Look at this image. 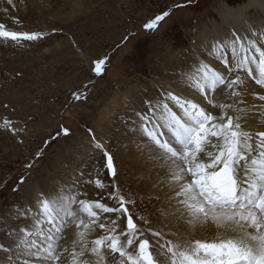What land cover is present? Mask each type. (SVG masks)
Returning a JSON list of instances; mask_svg holds the SVG:
<instances>
[{
  "label": "snow or ice",
  "instance_id": "6c2138e0",
  "mask_svg": "<svg viewBox=\"0 0 264 264\" xmlns=\"http://www.w3.org/2000/svg\"><path fill=\"white\" fill-rule=\"evenodd\" d=\"M170 15L166 9L143 27L154 32ZM0 37L14 44L47 38L40 31ZM107 63L106 56L89 61L94 78H103ZM178 71L167 84L157 81L155 94L130 91V111L119 118L129 151L135 145L136 174L165 215L136 217L111 141L89 127L95 168L78 166L74 183L28 188L30 201L15 206L23 224L6 233L11 244L0 243L4 264H264V163L250 182L240 172L250 151L264 158V17L228 3L215 30L197 35L192 60ZM72 99L81 101L79 90ZM25 132L18 119H0L5 139L22 143ZM61 135L71 130L61 127L53 139ZM43 154L38 149L26 163L29 173ZM30 179L19 178L13 191ZM185 222L215 225L220 241L192 237L180 230ZM66 231L70 249L60 243Z\"/></svg>",
  "mask_w": 264,
  "mask_h": 264
},
{
  "label": "rangeland",
  "instance_id": "374dc122",
  "mask_svg": "<svg viewBox=\"0 0 264 264\" xmlns=\"http://www.w3.org/2000/svg\"><path fill=\"white\" fill-rule=\"evenodd\" d=\"M228 3L242 4L241 0H0V36L40 31L47 37L25 44L0 37V119H18L26 128L22 143L0 134V243H11L6 233L22 224L15 206L23 207L27 190L13 191L19 178L53 175L54 183H74L75 176L69 175L78 166L95 168L88 150L89 127L108 137L122 178H128L121 154L128 140L118 129L119 118L130 111L125 85H134L147 96L156 93L157 81H173L178 68L192 58L195 25L218 19L220 5ZM176 4L185 6L173 8ZM166 9L171 15L157 30L144 29ZM125 36L129 38L124 40ZM103 56L108 58L106 72L102 79L94 78L89 61ZM170 60L179 67H169ZM78 90L79 102L72 99ZM61 127H68L71 135L53 139ZM40 148L43 158L29 173L26 163L33 162ZM134 182L123 183L134 201L131 210L137 218L143 215L154 221L150 207L158 200L141 191V179ZM90 191L98 198L96 191Z\"/></svg>",
  "mask_w": 264,
  "mask_h": 264
},
{
  "label": "bare ground",
  "instance_id": "6f19581e",
  "mask_svg": "<svg viewBox=\"0 0 264 264\" xmlns=\"http://www.w3.org/2000/svg\"><path fill=\"white\" fill-rule=\"evenodd\" d=\"M235 6L237 8H242L246 13H248L251 16L256 17L257 19H260V18L264 17V2L262 0H245V2L243 4H241V5H235ZM226 7H227V4H221L220 5V10L218 11V18L221 17L222 12H223V10ZM251 12H253V13L251 14ZM217 23H218V19H213L211 21L210 20L209 21H206L205 23L199 22L197 25H195L194 31H193V34H194V36H193L194 43L196 41V37H197L198 34L205 35V34L210 33L211 31H214ZM191 60H192V58L189 59V61L187 62V64ZM167 62L169 64V67H171V68H178L179 67V66L177 67L171 60L170 61H167ZM182 67H183V64H182V66H180L178 68V70L180 68H182ZM166 68L169 69V70H172L171 68H168V67H166ZM178 74H179V71H178ZM157 84L158 83H154L153 84L154 85L153 87H155L156 89H158V87H159V85H157ZM164 84H167V83H164ZM125 89L127 90L128 93L130 91L137 90V88H134V85H131L130 86V84L129 85L128 84L125 85ZM127 94H125V96ZM100 112H101L102 115L104 114V110H101ZM114 123H115L114 125H118V124H116L115 120H114ZM255 123H256V121L254 119L249 121V124L250 125H254ZM118 129L123 132V129H122L121 124L118 125ZM28 132H30V131H28ZM123 141H125V140H122V142ZM123 145H121V146H123ZM80 148L83 149V147H80ZM134 152H135V145L133 144L132 145V151H129L128 142H126L125 147H124V149H123V151L121 153L122 155H124L123 161L125 162V165H126V171H128V175H126V176H128V178H126L125 176L123 177L124 183L126 185L132 184L133 183V179L138 184L139 183L138 180L139 179H142L139 175L136 174L137 164H136V161L134 159ZM84 163H86L87 165H91V163H88V162H84ZM262 163H264V158L259 157L258 153L251 152L250 151L249 152V155L240 164V172H241L242 179L244 177H247L248 181L250 182L253 178L257 177L259 175L260 171H261V165H262ZM41 174H43V173L41 172ZM43 175H42V177H43ZM52 176L53 175H48L47 178H45V177L44 178L31 177V179L28 181V185L25 186V188L27 190V192L25 191L27 196L25 198V201L22 202V205L24 206L27 202L30 201V198L31 197H30V192L28 191V188L34 182H41V183H44V184L54 183V179L52 178ZM73 176H74V174H70L69 175L70 178L73 177ZM135 182H134V184H135ZM137 187H138V185H137ZM141 191L143 193L145 191L144 194H146L147 196H150L148 194V191L145 188V186H144L143 183H142ZM135 192H138V190H135ZM152 196H154V195H151V197ZM150 208H151L150 209V213L154 217V220L156 218L155 215H154V213L160 214L161 217H163L165 215L164 208L161 206L160 201H157V204L153 205ZM61 215H63V213H61ZM20 220L22 221V224H23L24 221L22 219H20ZM20 225H21V222H20ZM179 227H180V230L181 231H186V232L190 233L192 237L201 239L203 242L217 243V242L220 241V238L222 236V233L217 230V228H216L215 225H212L211 227H201V225H199V224H187V222H185V224H182ZM64 237L65 238L62 241H60V243L63 244L64 247H67V248L70 249L71 248V245H72V233L69 232V231H66L64 233ZM92 238L94 239V237H92ZM11 243H12V241H11ZM11 243H9V244H11ZM3 244H5V243H3ZM5 245H7V243ZM7 256H8V253H5L3 251H0V264H4V261L7 259Z\"/></svg>",
  "mask_w": 264,
  "mask_h": 264
}]
</instances>
